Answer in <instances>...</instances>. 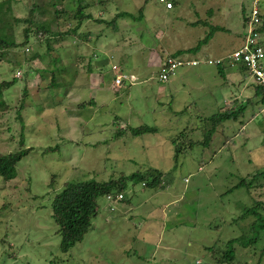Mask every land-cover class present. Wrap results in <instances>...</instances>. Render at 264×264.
<instances>
[{
    "label": "rangeland",
    "instance_id": "1",
    "mask_svg": "<svg viewBox=\"0 0 264 264\" xmlns=\"http://www.w3.org/2000/svg\"><path fill=\"white\" fill-rule=\"evenodd\" d=\"M44 1L37 20L51 33L38 38L51 41L54 55L32 58L45 52L44 44L0 53V82L14 80L0 88V153L30 148L15 178L0 177V264H216L212 251L254 233L247 224L255 215H236L264 200V101L254 93V78L227 58L241 43L251 1L170 0L168 10L159 0H108L90 7L94 18L120 11L131 16L111 24L89 19L85 39L61 36L52 0ZM29 6L13 0L12 12L25 17ZM56 6L64 8L59 1ZM141 7L142 17L133 19ZM15 37L22 39L20 26ZM260 37L264 45V30ZM196 46L182 56L197 65L158 79L150 52L162 56ZM51 58L62 67L57 80L69 88L51 90L50 74L36 70ZM119 72L132 74L133 84L115 86ZM233 95L244 111L206 137L208 118L226 109ZM125 125L157 130L118 135L115 129ZM179 132L180 148L189 139L199 142L175 155L171 138ZM148 168L163 172L164 187L134 180L125 200L112 204L99 196L83 239L67 252L59 249L51 203L67 182L106 181ZM241 180L248 184L232 188ZM255 233L257 241L247 247L234 242L236 264H257L264 223Z\"/></svg>",
    "mask_w": 264,
    "mask_h": 264
},
{
    "label": "trees",
    "instance_id": "2",
    "mask_svg": "<svg viewBox=\"0 0 264 264\" xmlns=\"http://www.w3.org/2000/svg\"><path fill=\"white\" fill-rule=\"evenodd\" d=\"M12 1L13 0H0V53L3 54L4 50H12V49H21L27 48L31 44H37L38 46L45 45V52L43 53H32V58H41L44 59L45 54L52 53L54 49L53 46L50 45L51 41L49 39L38 38V34L41 33L44 37L50 35V31L48 27L39 23L37 20V16L39 13L44 12V6L46 2L44 0H28L29 8L27 10V15L25 17L15 16L12 12ZM64 4L63 9L57 8V2ZM108 0H52L50 2L51 9H53L55 13V21L57 26L60 28L59 33L61 36L71 37V38H80L89 34L90 29L84 31L85 21L89 19L96 22H104L105 24L115 23L116 20L120 17H124L131 14L126 11L117 12L114 17L111 19H106L103 17L94 18L93 12L90 11V7L96 6L98 4H104ZM173 5H174V1ZM70 7V9L66 8V4ZM141 7L138 10V16H133L132 18H141L142 17ZM264 17V15H263ZM262 17V23L259 27V32L262 33L264 30L263 22L264 18ZM245 18V29L247 22V14ZM21 27L22 39L20 41L16 40L15 34L17 27ZM214 30H225L220 27H216ZM85 33H84V32ZM89 31V32H88ZM40 36V35H39ZM95 39H98L99 33L95 34ZM199 46V45H198ZM198 46L185 49V50H177L175 52H171L168 54L162 55V60L167 57L174 58H184L182 55L187 53L188 51H192L198 48ZM84 58V57H83ZM82 57L79 60H83ZM57 58H51L48 60L49 63L46 62L47 65L41 66V68H37L39 72L49 73L50 80L48 82V88L57 89L60 87H66L67 85L61 83L57 80L56 71H60L61 68L59 65H55ZM40 60V59H39ZM28 63V62H27ZM29 65V63H28ZM58 66V67H56ZM240 67V71L247 72L246 67L243 64H238ZM220 66L219 68H221ZM90 69V68H89ZM222 71V70H221ZM27 73V72H26ZM40 80H42L43 75H39ZM27 78V77H25ZM125 79V78H124ZM14 82L12 81H1L0 88L6 87L7 85H11ZM125 84H130L131 81L126 79ZM124 84V86H126ZM254 93L256 96L261 95V99L264 101V84H258L254 82ZM7 88V87H6ZM69 88V87H66ZM2 89H0L1 91ZM236 99L229 101L227 103V108L223 111L215 112L210 115L208 119L211 120L212 127L207 129V136L209 138L215 132L216 127L221 125L222 122L226 120H236L238 119V115L244 111L246 107L245 103L241 105H235ZM82 103L79 104L81 106ZM224 106V105H223ZM222 106V107H223ZM129 130L133 135H140L143 133H151L155 132L157 129L153 126H138V127H130L127 125L124 127L118 126L115 129L118 135L123 134L125 131ZM180 132L174 135L171 138L172 142L176 144L177 139L180 137ZM195 142H199L198 140L194 141L189 139L186 144H184L183 148H180L179 144L175 146V155H178V152L182 150L185 152V148L193 146ZM20 145H24V139L21 135L20 137ZM24 147V146H23ZM30 151V148H22L15 152L9 153H0V177L4 180H10L16 177V165L20 161V159ZM258 174H255V176ZM140 180L142 181L143 186L147 187H164L166 184V179L163 177V172L157 168H148L142 171L132 172L130 174L120 173L119 176L111 178L106 181H95V180H82V181H71L67 182L64 188L58 192L52 199L51 208L54 221L58 224V232L61 235V240L59 243V249L63 252H67L71 247H73L77 242H80L84 235L88 232L92 225V218L97 215V198L101 195H105L107 193H115L121 192L123 194V199L125 200V189L127 187L128 181ZM248 182L240 181L236 186L232 188H237L242 185H247ZM231 188V189H232ZM231 189H229L231 191ZM264 200H256L253 205H244L241 209V213L236 215L234 220H238L240 218H246L249 216H254L247 225L249 230L253 233L252 236L245 238L244 235H240L238 237L231 238L226 243V249L215 252L212 251V258L214 259L216 264H236L237 257L235 255V250L233 247L234 242H240L241 245L247 247L248 245L257 241L258 236L256 235V229L263 226L264 223ZM251 218V217H250ZM264 246V244H263ZM264 257V248L259 255V259L257 264H260L261 258Z\"/></svg>",
    "mask_w": 264,
    "mask_h": 264
},
{
    "label": "built area",
    "instance_id": "3",
    "mask_svg": "<svg viewBox=\"0 0 264 264\" xmlns=\"http://www.w3.org/2000/svg\"><path fill=\"white\" fill-rule=\"evenodd\" d=\"M159 1L164 3L166 8L173 7V3L170 0ZM250 1L251 6L247 14L246 30L242 36L241 44L232 50L227 58L231 64H243L256 83L264 84V45L260 37L261 32H259L264 15V11L262 10L264 0ZM215 62L221 63L222 59H217ZM198 63L199 61L197 59L187 60L185 58L167 57L160 61L158 79L167 81L170 76L175 74V71L179 67L185 65L195 66ZM123 78L130 80L131 77L129 78L125 74L117 73L114 77V84L122 86L124 83L122 81ZM105 198L109 203H115L123 199V194L121 192L107 193L105 194Z\"/></svg>",
    "mask_w": 264,
    "mask_h": 264
},
{
    "label": "crops",
    "instance_id": "4",
    "mask_svg": "<svg viewBox=\"0 0 264 264\" xmlns=\"http://www.w3.org/2000/svg\"><path fill=\"white\" fill-rule=\"evenodd\" d=\"M172 8H173V7H172ZM172 8H167V9L169 10V9H172ZM242 36H243V34H242ZM241 41H242V38H241ZM240 44H241V43H240ZM124 56H127V55H124ZM125 58H126V57H125ZM149 58H150L151 60L155 59V65H154V66L159 67L160 61L162 60L163 57H162V56H155V55H154V52H150ZM148 63H149V60H148ZM150 66H151V65H150ZM219 69H220V71H221V70L223 71V67H221V68H219ZM240 70H241V69H240ZM116 71H117V69H116ZM220 71H219V72H220ZM119 73H120V72H119ZM129 75H130V76H128V77L130 78L132 74H129ZM131 78H132V77H131ZM131 78H130V81H131V84H133L135 78H132L133 80H132ZM125 85H127V84H125ZM115 86H117V85H115ZM117 87H118V86H117ZM235 96H236V95H235ZM234 99H236V97H234V95H233L232 98L228 100V102L231 101V100H234ZM226 101H227V100L224 99V102H226ZM81 122H82V121H81ZM199 167H201V166H199ZM164 179H166V178H164ZM166 181H167V180H166ZM166 183H167V182H166ZM112 204H113V203H112Z\"/></svg>",
    "mask_w": 264,
    "mask_h": 264
},
{
    "label": "clouds",
    "instance_id": "5",
    "mask_svg": "<svg viewBox=\"0 0 264 264\" xmlns=\"http://www.w3.org/2000/svg\"><path fill=\"white\" fill-rule=\"evenodd\" d=\"M246 30V29H245ZM245 32V31H244ZM244 34V33H243ZM105 196V195H104Z\"/></svg>",
    "mask_w": 264,
    "mask_h": 264
}]
</instances>
